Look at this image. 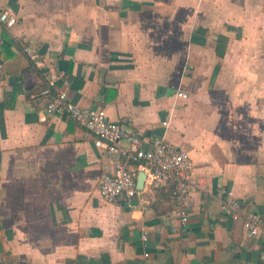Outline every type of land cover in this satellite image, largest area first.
Returning <instances> with one entry per match:
<instances>
[{"label":"crops","instance_id":"crops-1","mask_svg":"<svg viewBox=\"0 0 264 264\" xmlns=\"http://www.w3.org/2000/svg\"><path fill=\"white\" fill-rule=\"evenodd\" d=\"M0 11L16 18L0 23V264H264L260 238L220 209L231 191L264 221V0H0ZM47 78L188 152L206 186L186 199L185 223L164 191L150 203L143 186L146 209L102 200L119 153L27 99Z\"/></svg>","mask_w":264,"mask_h":264},{"label":"built area","instance_id":"built-area-1","mask_svg":"<svg viewBox=\"0 0 264 264\" xmlns=\"http://www.w3.org/2000/svg\"><path fill=\"white\" fill-rule=\"evenodd\" d=\"M0 23L5 28H10L16 23V18L8 11H0ZM1 42L0 40V44ZM20 51L33 67L41 65V57L31 44L23 45ZM176 95L182 98L188 96L182 91H177ZM30 101L40 105L48 115L67 113L76 124L93 136L95 146L102 147L109 153H119L113 172L103 174L99 180L98 192L103 201L123 202L127 207L139 201L146 209L148 201L143 199L141 191L135 185L137 173L132 165L136 164L137 170L145 173V192H150L155 187L168 188L172 199L179 206L177 214L180 221L186 222V199L195 189H205L206 186L203 180L192 179V160L186 150L163 137L144 138L137 132L125 129L118 122L110 120L102 106L88 107L73 103L66 91L56 88L50 78L46 79L45 86L38 93L30 95ZM243 205L244 200L234 196L231 191H227L220 200V209L224 215L240 221L248 237L260 238L262 248L259 258L264 263V221L257 213L244 212ZM142 238L145 239L144 234Z\"/></svg>","mask_w":264,"mask_h":264},{"label":"trees","instance_id":"trees-1","mask_svg":"<svg viewBox=\"0 0 264 264\" xmlns=\"http://www.w3.org/2000/svg\"><path fill=\"white\" fill-rule=\"evenodd\" d=\"M30 94H31V93L27 94V96H26L28 100H30ZM162 191H164L167 195H169V197H171V194H170V191H169L168 188L165 187V189H164V187L162 188V186H161V187H155V188H153V190H152V192H153L152 195L149 197V201H150V203L154 201L155 194H156L157 192H162Z\"/></svg>","mask_w":264,"mask_h":264},{"label":"water","instance_id":"water-1","mask_svg":"<svg viewBox=\"0 0 264 264\" xmlns=\"http://www.w3.org/2000/svg\"><path fill=\"white\" fill-rule=\"evenodd\" d=\"M144 178H145V173L144 172H139L137 178H136V188L138 190H141L144 186Z\"/></svg>","mask_w":264,"mask_h":264}]
</instances>
